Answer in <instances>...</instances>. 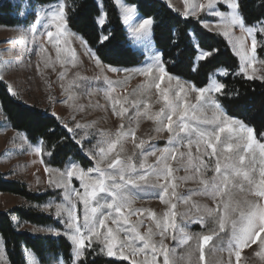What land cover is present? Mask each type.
Here are the masks:
<instances>
[{
	"label": "rangeland",
	"instance_id": "374dc122",
	"mask_svg": "<svg viewBox=\"0 0 264 264\" xmlns=\"http://www.w3.org/2000/svg\"><path fill=\"white\" fill-rule=\"evenodd\" d=\"M5 1L14 4V0H0V4ZM162 1L183 17L194 19L201 17L202 21H208L210 27H205L201 23L202 26L208 31L219 34L225 29L218 28L217 25L222 26L227 23L231 15V10L226 8L224 0H218L214 6L216 10L224 11V18H217L206 8L199 7L202 4L206 5L208 0H188L187 5H185V0ZM113 3L119 11L131 47L143 56V63L140 66L133 69H114L102 63L97 64L96 56L68 28L59 45L66 51H62L58 55L54 46L55 42H49L46 33L49 30L55 33V28L50 23V17L52 13L59 10L60 4L64 5L63 1H59L46 6L29 7L26 14L32 13L34 21L27 28L0 27V81L20 103L48 111L59 120L63 127L64 123L71 127L79 123L81 127L74 129L75 139H83V153L91 162V166H96V161L86 154L87 151L98 153L99 146L107 147L108 142L117 140L118 132L129 133L128 136L119 139L116 148L110 155L116 156L119 153L122 161L133 163L136 166V172L132 173V176L146 175L147 177L146 181L138 182V186L128 184L122 190L129 200V208H126L124 212L125 215H128L129 209L132 210V214L129 215V225H135L141 234H146L149 227L152 228V240L158 246L156 259L159 264H163L164 259L163 255L159 253L161 240L168 250L170 264H264V249L259 246L258 239L257 243L243 247L240 250V259L237 260L234 245L229 251L232 231L231 219L226 223L223 232L219 231L218 224L219 215L225 211L224 203H228L231 207L239 206L243 210H247L251 202L264 205V197L253 194L257 190L260 180L262 158L259 155V148H256L254 160L249 155L244 165H239L238 160L236 162L242 171L249 173L255 183L249 184L243 176H232L231 170H228L226 174L231 178L222 197L213 199L212 196L206 195L205 188L199 183V179H185V177L195 175L194 168H189L186 172L185 165L189 152L193 158L198 156L196 144L193 143L190 149L181 147L175 141L170 144L169 132L167 130L157 131L159 123L149 118L165 107L163 97L151 82V75L146 77L141 74L142 69L153 66L160 57L153 45L152 25L148 30L147 39H144L135 32V29L145 18L140 16L133 6L125 4L121 0H113ZM193 5L196 6L195 13L192 11ZM129 7L134 9L130 13L126 11ZM186 7L187 16L185 15ZM227 30L232 43L229 42V38L220 35L224 37L235 55L232 44L239 38H243L246 47L251 49V38L246 31H241L239 25L231 26ZM260 30L261 27H254V35ZM238 59L240 62L239 72L243 75L240 71L242 62L239 57ZM109 68L113 70L110 71ZM248 71L255 77L253 79L264 80V63L258 62L257 58ZM61 73H64L63 80L60 78ZM223 76H225L224 73L216 74L209 80L206 87L218 83V77ZM157 82L160 83L161 90H168L170 99L174 100L176 93L183 87L185 91L181 92V95L187 94L188 101L192 104L196 103V93L191 91L193 86L190 83L176 78L171 81L165 78ZM216 94L214 92L206 93V96H215ZM69 96H72L71 100L68 99ZM117 100L120 101L117 104V111L121 107L126 109L122 116L116 115L112 111L113 102ZM137 110L141 115H137ZM212 115L210 109H200L195 112L190 110L187 122L194 127L211 129L214 125L200 124L199 119L204 116L211 118ZM165 123L167 122L165 121ZM69 134L73 136L72 133ZM179 135L183 137L186 134ZM231 135L233 137L243 135L246 140V133L241 132L239 128H236ZM228 137L229 133L221 134L222 140L226 141ZM191 138L195 141V134H192ZM141 140L144 141V145L142 148H137L136 144H139ZM254 140L257 145L263 143L255 135ZM165 147H178L180 150L175 158L171 154H166L168 164L173 169L169 181H165L163 178L158 180L152 173V169L148 167V165H155L159 152L156 156H150L148 153ZM37 148L40 149L39 152H37ZM203 150L204 146L201 145L200 151L203 152ZM208 151L211 153L210 149ZM180 153H184V155L181 156ZM203 159L209 162L214 169L215 156H205ZM142 161L145 163L144 168L139 167ZM198 163L199 161L194 159V164ZM101 166L106 168V162ZM45 168L41 159L40 144L32 145L26 140L24 134L11 130L0 110V175L7 182L17 181L25 184L33 193H43L47 189L59 192L58 201L51 200L45 205L29 204L19 197L0 193V213L14 207L30 206L40 213L51 215L59 222L61 229L30 226L19 223L17 220L14 222L18 226V230H26L33 235L63 236L73 249L68 229L63 221L67 220V212L71 210L72 204H76L79 222H83V205L79 202L78 196L71 191V187L74 185L81 193L83 190L80 188V182L75 178L68 188L58 183L62 179L60 173H66L68 165L62 170L47 168V172ZM202 172V178L207 179L210 183L213 176L218 178L217 182L221 178L220 174L211 169L207 171L202 169ZM222 172H224L223 169ZM91 176L94 178L95 174L92 173ZM63 179H67V177L65 176ZM166 182L170 184L169 191L165 195V201L168 203L162 202L160 199L162 194L160 185ZM66 196L70 199H65ZM97 199L103 202L104 200L110 201L111 197L107 193H100ZM57 206L60 207L61 217L56 215ZM93 206H95V201H93ZM207 209H212L213 213L209 215ZM101 211L104 214L108 212L107 209ZM149 212L154 214L152 218H149ZM165 213H169V215L165 217ZM231 218L238 220L239 213L231 214ZM165 219H168L175 227H170L162 238L154 221L163 223ZM108 224L115 227L111 225L110 220ZM129 225L121 224V227L127 228ZM204 235H211L212 239L201 249L200 244ZM185 236L189 237L186 243L183 242ZM134 244L137 247H143L140 241H134ZM93 245L98 246L97 250L100 254L115 261L132 264V261L135 260L142 264L146 258L145 253L130 256L128 249L125 250V255L128 258H121L119 249L116 250V255L108 256L106 250L102 251L103 244L101 242L93 239L90 248ZM201 252L204 256L203 260L200 259ZM24 258L25 264H39L34 254L29 250L24 252ZM147 258L152 259L151 251L147 252ZM0 264H8L1 238ZM58 264L64 263L60 261Z\"/></svg>",
	"mask_w": 264,
	"mask_h": 264
},
{
	"label": "snow or ice",
	"instance_id": "6c2138e0",
	"mask_svg": "<svg viewBox=\"0 0 264 264\" xmlns=\"http://www.w3.org/2000/svg\"><path fill=\"white\" fill-rule=\"evenodd\" d=\"M226 3V8L231 10L230 18L227 20V23L224 25H217V27H223L225 30L220 33L224 37L229 38V42L232 43L230 38L229 27L234 25H239L242 32L246 31L247 35L251 38V49L249 50L243 38H239L232 44L235 49L236 55L240 58L242 62V67L240 71L243 73L245 78L253 79V75L249 73V68L252 66L253 61L256 59V47L258 40L256 35H254V28L247 27L245 28L244 18L242 14H238L240 10L239 0H224ZM188 0H185V5H187ZM218 3V0H208L206 5H200L201 9H207L208 12H211L217 18H224L223 10H216L214 7ZM14 6L20 9L19 15L21 17L26 15L27 9L30 7L27 0H14ZM134 9L129 7L126 9L127 12H132ZM193 13L196 12V6L192 7ZM185 15H188L187 7L185 9ZM51 26L55 28V33L49 30L46 33V36L49 42H55L54 46L56 52L59 55L62 51H66L60 48L61 38L64 36V32L67 29V15L65 11V6L60 4L59 10L51 14L50 17ZM105 23V18L102 16L98 24L103 31V25ZM152 19H143V22L139 24L138 28L135 29V32L147 39L149 35V28L152 25ZM205 27H210L208 21H201ZM261 24V33H264V21L259 22ZM110 39L109 35L103 34L98 38L100 44H104L105 41ZM176 47H179V42H176ZM43 50V49H41ZM218 51V50H217ZM214 52H200L199 60H205L208 56L213 55ZM74 55V53H72ZM179 53L177 58H170L171 62L175 67H179L180 61L178 60ZM96 58L97 64H100L101 61L98 57ZM74 63V61H73ZM264 63V61H260ZM202 65L196 64V70ZM109 70H113L109 68ZM141 74L144 76L151 75L152 83L155 85V88L159 91V94L163 97V102L165 107H162L159 112H156L154 115L149 116L150 119L159 123L157 131L167 130L169 132V143L175 141L181 147L191 148L192 144L195 143L197 147L198 156L193 158L191 153H188L187 164L185 165V171L187 172L189 168H194L195 175L191 177H185V179H199V183L204 186L205 194L210 195L215 199L216 197H222L225 193V189L230 181V175L226 174L228 170H231L232 176H243L244 180H247L249 184L255 183V181L249 176V173L242 171L240 167L237 166V160L239 165H244L245 160L249 155L252 156L253 160L255 159L256 148H259V155L261 159V168H260V180L257 190L253 193L256 196L264 197V143L256 144L254 140V130L250 127H247L243 122H238L234 118L229 117L225 112L222 111V106L219 102V99L216 96H211L207 94L217 93L220 95L224 94V84L222 83H213L209 87H192L191 91L195 92V104H192L188 101L187 94L181 95V92H184L185 89L181 87L180 91L176 93V98L170 99L168 95V90H161V85L158 80H164L167 78L168 81L173 80L174 74L171 73L167 67V63L163 61L162 57H159L157 62L150 67L144 68L141 70ZM61 80L64 79V73H61ZM151 86V85H149ZM11 91V88L9 89ZM69 100L72 99V96L68 97ZM120 101H114L112 106V111L116 115H123L126 111L125 108L121 107L117 111V104ZM167 109V110H165ZM200 109H210L213 113L211 118L204 116L199 119L200 124L204 125H214L211 129H205L201 127H194L187 122V117L189 111H198ZM147 114V113H144ZM36 119H46V116H42L39 113L33 114ZM55 115V113H53ZM137 115H141L139 110H137ZM175 117V119H174ZM165 121L167 123H165ZM232 127H229V126ZM79 123L75 124L74 127L69 126L67 123H64V128L67 133H72V139L74 144L79 146L81 151H84V141L83 139H75L74 129L80 128ZM236 128L243 133H246V140L243 135H238L233 137L231 134L235 131ZM51 134H55L56 129L49 130ZM184 133L185 136H180L179 134ZM229 133L227 140H222L221 134ZM192 134H195L196 140L194 141L191 137ZM128 132H118L117 140L110 141L107 143V147L99 146L98 153L95 151H87V155L96 161V166H90L88 169H83L82 166L78 165L75 161L69 158L68 161V170L61 172L60 175L62 179L58 182L62 184L65 188H68L71 185L73 178L80 182V188L83 190L82 193L79 192L75 186L71 187V191L75 193L79 202L83 205V222H79V216L77 214L76 204H72L71 210L67 212V220H64L68 232L69 239L73 245L72 252L70 253L69 260L65 261L64 264H81V260H86V249L91 247L93 239L101 242L103 244L102 251L106 250L108 256L116 255V250L119 249V254L121 258H128L125 255V250H130V256H136L140 253H145L146 258L142 264H159L156 256L158 253V246L152 240V228L149 227L146 234H141L135 225H129V215L132 214V210L129 209V214L125 215L124 210L129 208L128 196L122 191L126 185L131 184L133 186H138V182L146 181V175H137L132 176V173L136 172V166L131 162H124L120 159L119 153L116 156H111L110 154L116 148L119 139L124 136H128ZM63 139H69L64 133H61ZM185 140L187 141L185 143ZM144 141L141 140L139 144H136L137 148H142ZM201 145L204 146L203 152L200 151ZM55 145H52L51 149L48 152V155L51 156L55 151ZM211 150L209 153L208 150ZM40 149L37 148V152ZM157 160L155 165H148L152 169V173L159 180L163 178L165 181H169L172 177L173 169L168 164V156L166 154H171L175 158L176 154L180 152L178 147H165L163 149H157L148 153L150 156H156ZM181 156L184 153H180ZM215 156L216 162L214 169L209 162H206L203 157L205 156ZM194 159L198 160V164H194ZM106 162V168L101 165ZM140 168L145 167V163L142 161L139 165ZM207 170H213L215 173L220 174L219 182H217V177H212V182L210 183L207 179L202 178L203 172ZM222 169L224 172H222ZM47 172V167L45 168ZM94 173L95 177L93 178L91 174ZM67 179H63V177ZM162 188V194L160 199L162 202L168 203L165 201V195L169 191L170 184L164 183L160 185ZM107 193L111 200H104L101 202L97 199L98 194ZM173 195L175 193L173 192ZM65 199H70V197H65ZM93 201H95V206H93ZM174 207V205H173ZM224 212L219 215L218 224L219 231L223 232L225 230L226 223L231 219V240L229 241V251H231L232 246L235 247L236 259H240V250L249 244L257 243L259 240V246L264 249V205H257L255 202H251L248 205L247 210L241 209L239 206L231 207L228 203L223 204ZM219 208V205H218ZM107 209V214H104L101 210ZM209 215L213 213L212 209H207ZM239 213V219L231 218V214ZM115 213V215H113ZM57 217H61L60 207L57 206ZM153 213L149 212V218L153 217ZM169 213H165L167 217ZM111 221L109 226L108 221ZM156 228L159 230V235L163 238L170 227L174 228L175 225L170 223L168 219H165L163 223L159 221H154ZM121 224L129 225L127 228H122ZM123 233V235H121ZM102 238V240H101ZM175 239V237H173ZM189 237H183V242H187ZM212 239L211 235H204L200 248L203 249L204 244ZM134 241H140L143 247H137L134 244ZM152 252V259L147 258V252ZM159 253L163 255V264H170L168 250L163 244V240L159 244ZM63 259V258H61ZM200 259L203 260L204 256L201 252ZM132 264H141V262L132 261Z\"/></svg>",
	"mask_w": 264,
	"mask_h": 264
},
{
	"label": "trees",
	"instance_id": "16d2710c",
	"mask_svg": "<svg viewBox=\"0 0 264 264\" xmlns=\"http://www.w3.org/2000/svg\"><path fill=\"white\" fill-rule=\"evenodd\" d=\"M63 1L67 15V28L78 36L88 49L105 66L114 69H133L143 63V56L130 45L127 32L121 22L119 11L113 0H27L31 8ZM133 6L145 19H152V39L154 48L174 77L190 83L196 88L206 87L209 80L218 73L217 82L224 84V94H216L222 111L229 117L254 130L255 137L264 143V80L247 79L240 72L238 57L231 51L226 40L216 32L206 30L202 18L183 17L172 10L162 0H121ZM245 28L261 27L264 21V0H239ZM20 9L9 1L0 4V27L27 28L34 21L28 13L21 17ZM101 15L105 18L103 31L98 24ZM109 35L104 44L98 38ZM258 40L256 58L264 59V33H256ZM179 42V47H176ZM218 50V51H217ZM214 52L205 60H199L200 52ZM175 67L170 58H177ZM196 64L202 65L196 70ZM0 110L11 130L24 134L26 140L41 146V159L45 167L62 170L69 158L83 169L91 162L84 156L72 136L66 132L59 120L48 111L20 103L12 96L5 84L0 81ZM39 113L46 119H36ZM50 129H56L55 134ZM64 133L69 139H63ZM52 145L55 151L48 155ZM0 193L23 199L29 204L45 205L51 200H59V192L47 189L43 193L31 192L25 184L17 181L7 182L0 175ZM19 223L53 229H61L59 222L51 215H45L32 207H14L0 213V238L8 264H25L24 252L31 251L39 264H58L69 260L72 246L63 236L33 235L18 230ZM98 246L86 249V260L81 264H128L115 261L98 252ZM63 258V259H61Z\"/></svg>",
	"mask_w": 264,
	"mask_h": 264
},
{
	"label": "crops",
	"instance_id": "0c3cea01",
	"mask_svg": "<svg viewBox=\"0 0 264 264\" xmlns=\"http://www.w3.org/2000/svg\"><path fill=\"white\" fill-rule=\"evenodd\" d=\"M37 262H38V260H37Z\"/></svg>",
	"mask_w": 264,
	"mask_h": 264
}]
</instances>
